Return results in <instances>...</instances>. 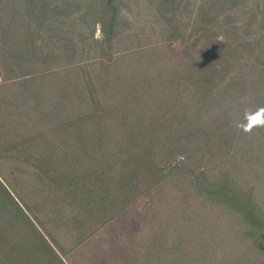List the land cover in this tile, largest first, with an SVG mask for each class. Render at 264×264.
<instances>
[{
	"label": "trees",
	"instance_id": "obj_1",
	"mask_svg": "<svg viewBox=\"0 0 264 264\" xmlns=\"http://www.w3.org/2000/svg\"><path fill=\"white\" fill-rule=\"evenodd\" d=\"M160 1L168 10L165 11L170 21L175 20L179 7L186 10L189 2ZM239 1L212 0L209 7L212 9L216 4L234 7ZM204 7L201 5L200 9ZM257 8L264 23V0H257ZM1 17H5V24ZM183 18L181 15V30ZM121 23L117 0H11L0 5V166L10 162L11 173L16 175L22 174L25 168L33 169V175L42 183V191H47L46 200L57 194L54 189L64 187L65 199L70 204L76 201L85 207L98 204L85 185H78L75 176L80 171L97 172L101 177L93 183L103 187L98 200L101 199L99 207L104 210L105 202L112 207L118 204L110 198L117 194L119 187L125 194L133 191V179L138 181L135 190H140L141 181L148 189H155L163 178L184 165L185 158L189 159L187 149L192 144L213 147L209 143L214 135L217 147L249 135L260 146L264 145V125L246 130L247 116L264 109L263 60L235 66L238 73L249 70L247 78L233 74L222 88L215 87V83L221 79L223 71L211 70L212 64L204 66L195 60L183 63L181 87L185 88V94L190 91L191 101L181 103L182 109L177 107L178 103H173L176 110L168 112L154 108L145 110L144 100L152 99L151 93L174 83L162 78L161 71H156L155 80L145 81L136 91L133 89L137 84L131 81V66L122 71L127 59H135L136 53L131 51L117 57L112 53ZM97 29L100 39L96 38ZM176 34L175 31L168 40L174 41ZM37 41L40 44L37 45ZM186 44L181 34L183 54L189 48ZM242 44L255 46L254 41ZM245 68L248 70L243 71ZM142 69L138 62V70ZM194 83L197 86H193ZM237 85L242 86L239 93ZM229 90H233L232 99L218 102L219 97L214 93ZM244 90L251 91L253 98H246ZM132 101L135 105L130 107ZM216 103L221 105L222 111L209 118L207 125L200 117L208 115L206 106L213 110ZM70 108H78L76 117H65ZM169 122H180L181 134L179 126H168ZM84 128L89 129L84 131ZM113 128L117 134L112 133ZM66 130L77 133L76 138L69 132L61 145L51 141L50 136L63 135ZM180 137L186 142L180 144L177 140ZM73 141L79 149L66 147ZM178 147L182 161L175 164L170 156L174 154L173 148L176 151ZM69 150L80 152L88 160L87 165L79 156L70 158ZM235 153L240 154V157L235 156L238 162L246 155L245 150L239 148ZM170 161L173 166L164 173L160 165L162 162L171 164L167 163ZM233 167L231 172L238 166ZM204 175L203 171L199 173L202 178ZM230 177L229 169L205 184L196 179L195 185L205 194L214 195L215 202L230 212L242 214L244 221L256 229L258 247H264V215L256 213L251 192L241 190ZM16 192L0 176V264H15L18 258H22L24 264H63L32 222L28 207L21 204L20 193ZM39 193L37 190L36 194ZM63 212L60 213L62 220L65 219ZM77 216L79 213L71 218ZM43 249L47 253H41Z\"/></svg>",
	"mask_w": 264,
	"mask_h": 264
},
{
	"label": "rangeland",
	"instance_id": "obj_2",
	"mask_svg": "<svg viewBox=\"0 0 264 264\" xmlns=\"http://www.w3.org/2000/svg\"><path fill=\"white\" fill-rule=\"evenodd\" d=\"M6 1L11 0H0V5L3 6ZM211 1L189 0L186 10H181L180 6L175 20L170 21L166 13L168 10L160 0H117L122 23L119 35L113 42L112 53L117 57L132 51L137 56L127 59L122 73L127 66H131L128 71L132 83L137 84L133 86L135 91L145 81L155 80L156 71H161L162 78L174 83L151 93L152 99L144 100L145 110L150 108L168 112L177 107L182 109L181 103L191 101L190 91L185 94V88L181 87L183 63L195 60V63L204 66L212 64L211 70L223 71L221 79L215 83V87L222 88L233 74L246 77L249 70L245 68L243 71L248 70L246 73H238L235 66L248 65L257 59L264 62V41H260L264 40V23L257 0H240L234 7L232 4L222 7L216 4L215 9L209 7ZM201 5L205 7L200 9ZM1 15L4 16V13ZM181 15L184 16L182 30ZM1 19L5 24V17ZM175 31L178 35L175 40H168ZM181 34L189 47L184 54L181 53ZM96 38H101L98 29ZM246 41H254L255 46L243 45ZM36 44H40L39 41ZM138 62L142 71L138 70ZM237 88H240L239 93L242 86L237 85ZM232 93L233 90L214 94L219 97L218 102H223L232 99ZM243 94L246 98H253L251 91L244 90ZM173 103H178L176 108L172 106ZM129 105L133 107L135 101ZM215 105L213 110L207 108L210 106L204 108L208 115L200 119L206 124L210 123L209 118L218 116L222 111L221 105ZM78 112V108H70L65 117H76ZM179 123L166 124L179 126L181 134ZM116 131L113 128L112 133L117 134ZM69 132H73L75 139L77 133L67 130L63 135L50 136V139L59 146ZM215 138L216 135L209 143L213 147H196L192 144L187 149L189 159L184 157V165L163 178L155 189H148V185L141 181L140 190H135L138 185L135 179L131 183L132 187L135 186L133 191L125 194L119 187L117 194H112L110 198L118 204L112 207L105 202L104 210L99 207L101 199L98 200L103 187L93 183L101 177L97 172L80 171L75 175L78 185H85L86 191L92 193V199L98 202L91 207H85L79 201L70 204L65 199L64 187L54 189L56 197L46 200L47 191H42V183L33 175V169L25 168L20 175L12 174V164L5 162L0 166V176L20 193L21 204L28 207L32 222L63 264H264V247L259 248L255 241L256 229L244 221L242 214L230 212L215 202L214 195L205 194L195 185L196 179L198 183L205 184L230 169V178L241 190L251 192L256 213L262 212L264 215V145L260 146L249 135L217 147ZM177 140L180 144L186 142L184 137ZM66 147L79 149L74 141L71 145L66 144ZM237 148L245 150L246 154L240 162L235 158L240 155L235 153ZM69 151L70 158L79 156L81 162L87 165L88 160L80 152ZM173 153L170 156L173 157L172 161L175 164L181 162V148L178 147L176 151L173 148ZM127 160L128 157L124 158L122 163ZM172 161L167 162L171 164L162 162L160 167L165 169L164 173L173 166ZM234 165L238 167L231 172ZM201 171L205 172L204 178L199 176ZM37 190L43 193L36 194ZM90 209L93 210L91 213ZM61 211H65L63 220ZM77 213L79 216L76 219L71 218ZM41 253L47 252L43 249ZM14 261L15 264L25 263L22 258Z\"/></svg>",
	"mask_w": 264,
	"mask_h": 264
},
{
	"label": "clouds",
	"instance_id": "obj_3",
	"mask_svg": "<svg viewBox=\"0 0 264 264\" xmlns=\"http://www.w3.org/2000/svg\"><path fill=\"white\" fill-rule=\"evenodd\" d=\"M264 125V109H260L253 114L247 116V129L250 130L253 126Z\"/></svg>",
	"mask_w": 264,
	"mask_h": 264
}]
</instances>
